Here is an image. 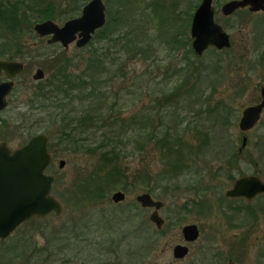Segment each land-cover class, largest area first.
<instances>
[{"label":"rangeland","instance_id":"1","mask_svg":"<svg viewBox=\"0 0 264 264\" xmlns=\"http://www.w3.org/2000/svg\"><path fill=\"white\" fill-rule=\"evenodd\" d=\"M74 1L40 0L39 7H43L37 9L33 0H0L3 7L12 9L30 5L35 20L45 10L44 5L53 3L61 18L56 21L60 26L80 16L82 6L90 0H79L81 10L66 17L63 13L73 10ZM104 1L107 6L112 5L113 16H107L105 25L110 37L98 38V31L82 49L75 44L67 50L59 44L49 45L48 38L35 33L34 25L31 33L23 26L10 37L0 22V56L4 57L0 59L11 56L25 64L8 97L7 109L0 113V142L7 141L16 149L36 135L49 136L54 163L48 173L56 175L53 193L65 208L62 217L29 220L8 240L0 241V264H264V197L246 202L225 196L241 177L256 175L264 180V113L247 134L248 143L242 152L244 134L239 128L243 110L261 99L264 13L251 16L240 12L228 19L221 14V7L231 0H214L216 19L230 34L232 47L216 50L217 53L210 48L199 60L190 55L193 64L187 71L185 50H175L171 37L184 30L191 38V20L202 0ZM155 8L159 9L157 16ZM122 38L136 44L124 61L115 44ZM58 53L64 56L53 61ZM65 58L73 60L68 62L69 81L75 84L78 78L83 79L86 86L72 92L68 85L60 83ZM218 61L221 67L213 70ZM96 62L100 65L97 82L90 84ZM122 66L127 71L125 79L117 74ZM38 69L45 71L42 80L33 78ZM108 78V86L100 83ZM54 80L58 90L51 93L50 100L34 96L37 89ZM95 87V94L87 98ZM65 92L73 102L62 114L70 110L67 132L73 134L63 141L61 117L55 115L57 110L52 105L59 100V105L66 102ZM117 93L121 101L111 114ZM105 99V113L97 121L102 115L98 106ZM86 113L96 118V127L80 132L77 120ZM107 116H117L120 122L113 125L115 120L109 119L102 125ZM132 118L135 127L127 126ZM75 127L78 130L71 131ZM184 131L194 137V168L180 177V172L172 173L170 169V173L161 176L167 161L163 152L156 149V137L169 132L173 137ZM95 137L106 142L108 149L116 148L121 162L130 170L152 171L153 176L146 183L128 180V189L123 191L127 198L121 204L112 201L117 190L105 191L107 201L87 198L90 188H84L85 183L103 175L96 169L102 164V151L95 154L86 150L95 147ZM76 139L81 140L82 146L77 145ZM61 160L66 162L63 169L59 168ZM142 193L164 202L160 214L166 223L159 234L147 231L146 237L140 239L135 227L150 222L156 228L150 221L152 210L137 206L136 198ZM191 224L199 227L200 236L188 244V257L176 260L173 248L185 244L182 229ZM57 230L59 233L54 236ZM67 230L73 233L69 248L66 242H60V233Z\"/></svg>","mask_w":264,"mask_h":264},{"label":"water","instance_id":"2","mask_svg":"<svg viewBox=\"0 0 264 264\" xmlns=\"http://www.w3.org/2000/svg\"><path fill=\"white\" fill-rule=\"evenodd\" d=\"M249 8L252 12L264 11V0H233L222 7V13L232 15L239 9ZM213 0H202L194 14L191 24L192 48L196 56H202L205 51L214 47L225 49L231 47L230 36L214 20ZM107 22L106 4L104 0H90L83 8L79 17L64 22L62 26L52 20L38 22L34 31L40 38L48 37L49 45L60 44L69 49L75 43L76 47L85 48L95 34L104 28ZM24 72V63L15 60L0 59V78L6 76L7 81L0 82V112L7 109L8 97L15 87V79ZM45 72L38 69L34 80H42ZM264 110V86L262 87V101L243 111L239 122L240 130L246 134L260 122ZM49 136L39 134L32 137L25 145L12 149L7 141L0 142V238H8L23 223L33 218H45L50 215L62 217L64 205L53 194L56 175L49 174L48 169L53 163V156L49 151ZM248 143L243 136L242 151ZM66 165L64 160L59 168ZM264 194V181L255 175L237 179L233 187L225 192L227 198H243L253 201ZM127 195L122 190L112 195L115 204L123 203ZM137 202L144 209H154L150 221L158 230L165 226V219L160 211L164 202L156 200L149 193L137 196ZM185 242L193 243L200 236L196 224L186 225L182 229ZM189 247L177 244L173 248L176 260H182L189 254Z\"/></svg>","mask_w":264,"mask_h":264},{"label":"trees","instance_id":"3","mask_svg":"<svg viewBox=\"0 0 264 264\" xmlns=\"http://www.w3.org/2000/svg\"><path fill=\"white\" fill-rule=\"evenodd\" d=\"M31 0H29L30 2ZM36 3V7L37 9H41L42 7H39V5H41L40 0H33ZM80 1L79 0H75L73 2V10L70 12H66L63 13V15L67 16H73L77 11L81 10V5H79ZM110 3L108 2V5ZM156 5V4H155ZM46 6V8H44L45 10L42 11L40 14H38V18L35 20V16H34V8L31 7L30 5H27L25 8H18V7H3L2 3L0 2V22L6 26V30L8 31L10 37H13L17 31H21L22 27L24 26L26 31L28 32H32V27L33 25H35L36 23H38V21L42 22V21H46V20H53V21H58L61 18H59V15H57L56 9L55 8V4L53 3H49ZM84 6V5H83ZM82 6V7H83ZM108 10H107V16L109 18H111L113 16V12H112V5L107 6ZM61 8V7H60ZM31 10V11H29ZM157 8L154 9V12L157 16L158 13ZM30 12H31V16H30ZM61 12V11H60ZM2 13L7 14L8 16L3 17ZM63 18V17H62ZM162 21H164L166 18L164 16V14L162 15ZM108 27L105 26L104 29L100 30L99 33L97 34L96 37L101 38V39H109V35L107 33ZM180 31V30H179ZM18 33V32H17ZM185 35V39L183 40L182 36ZM176 37V38H175ZM171 37V40L173 43L172 47L175 50H180V49H184L185 50V54H184V61H185V69L187 71H189V69L192 66V60L190 59V55L194 56V52L193 49L191 47V39L189 38L188 32L182 30L179 32V34L176 36ZM178 37V38H177ZM6 39H8L6 37ZM132 39L126 40L124 38H122L121 40L118 39L116 40L115 44L118 46V52L120 53V60L124 61L125 60V56L128 55V53L132 50L134 52L135 50V46L136 44L132 43ZM113 43V42H112ZM133 44V46L131 44ZM131 45V46H129ZM60 59L61 57L64 56V53H58L53 59V61H57L56 59L58 58ZM0 58H4L1 57ZM195 59H200V57H197L195 55ZM8 60H14L11 56L8 57ZM70 61H73L72 58H65L63 61V68H65V71H62L61 75V80L60 83L64 84V85H68L71 88V91H75L78 87L81 86H86V81L83 79L80 81L79 78L77 79V83L73 84L69 81L68 77L69 75L67 74V71L69 69V63ZM99 63L96 62L95 65H93V75L91 76V82L90 84H96V72L98 69ZM201 66H204V64H201ZM102 67V66H101ZM220 61H218V65L214 66L213 70H219L220 68ZM126 70L125 68L122 66L121 69H119L118 71V77L120 79H125V77L127 76L126 74ZM107 73V72H106ZM108 73H110V70H108ZM99 75H104V73H101ZM111 78V77H110ZM108 78L107 80H103V82L100 81L101 84L105 83L104 85L108 86L109 84H111V79ZM101 80V78H99ZM49 80H46L45 82L47 83ZM58 90V82L56 80H54V82H50L48 83L44 88H39L34 92V96H38L37 99H45V100H50V95L51 93H55V91ZM103 91V89H102ZM96 92V87L93 88L87 95V98H89V95H93ZM66 96L64 97L66 102H63L60 104L61 100H59L57 103H54V105H52V107H55L57 110V113L55 114L57 117H61V122L63 125V128H61L62 130V134H61V138L63 141L68 139L69 137H71V135L73 134V132H67V129L69 127V116H70V110L67 111L66 114H62L63 110H66L67 107L69 106V104L71 102H73V100L70 99V95L68 92H65ZM114 101L112 103L111 106V114L115 112L116 108L118 107V104L120 103L121 99L119 97V94L117 93L115 98H113ZM103 100V99H100ZM105 102H100L99 106H98V111L101 110L99 113L102 112L101 117L97 120L99 121L100 119L103 118V114L105 113V104L107 99L104 100ZM41 108V107H40ZM47 108V107H45ZM39 109V108H37ZM44 109V108H41ZM118 117L116 116L115 119L111 116H107L105 119V122L102 124H106V122H109V119L115 120L113 122V125H116V123L120 122L119 119H117ZM96 123V118H93L92 115L89 113L83 114L81 115L78 120H77V124L76 127L79 129L80 132L83 131H87L90 128L93 129L96 127V125L94 124ZM111 124V122L109 123ZM101 125V126H102ZM133 125L135 127V120L132 118L130 120H128V124L127 126H131ZM101 126L99 127V129L101 128ZM62 127V126H61ZM73 128L71 129V131H77V128ZM131 129V128H130ZM129 130V129H128ZM167 134V133H166ZM164 135L161 138H158V136L156 137V149H159L163 152V156L164 159L167 161L163 164L162 167V175H165L170 173V171L172 173L174 172H180L178 173L179 177L181 175H185L183 174V172H190L194 167L192 166V160L194 157V146H192L191 141L194 140V137L191 138L187 135V133L184 131L183 133H177L176 135H174L173 137L170 136V132L167 135ZM63 135V136H62ZM155 135V134H153ZM193 139V140H192ZM93 140V144H95V147H91V149H86L85 146H83L86 150H91L93 151V153L98 154L99 152H101L100 155V159L102 161V164L99 165L97 169V171L99 172V174H103L101 175V178L98 176H96L97 180H89V182L85 183L86 186H84V188L88 189L90 188V190H88V194H87V198H89V200L94 201L95 199H98L100 201H107L108 198L105 195V191H110V190H122V191H126L128 189V185H129V181L128 180H132L133 181L137 180L139 183L140 182H144L146 183L147 181H149L151 179V177L153 176L152 171L150 170H145V171H141L139 173L138 170H130L129 168H127L126 165H124L121 162V158H120V154L119 152H117L116 148H112V149H108L107 148V143L104 141H99L98 137H95ZM98 141V144H97ZM76 143L78 146H82L81 140L80 139H76ZM51 146L49 147V149L51 150ZM84 148L82 150H84ZM81 149V148H80ZM252 158V157H251ZM192 164V165H191ZM170 169V171H169ZM258 174L260 172H257ZM159 175V176H160ZM164 176V177H165ZM99 177V178H98ZM163 177V178H164ZM163 180V179H161ZM163 182V181H160ZM201 188V186H200ZM87 191V190H86ZM138 208L140 207V205L137 203ZM44 219V218H41ZM143 226L140 227H135V233H137V235L140 237V239L145 238L147 235L146 232L147 231H152L155 234H159L160 231H158L156 228H154L150 222L144 223L142 224ZM145 226V227H144ZM59 230H57L56 233H54V236L57 235L59 232ZM60 235L64 238H60V242L62 243L63 241L66 242L68 248L71 246V237L73 235V233H70L69 230L67 231H63L62 233H60ZM77 236L79 235H83L82 233H76ZM85 235V234H84ZM80 237V236H79ZM57 238V237H56ZM55 238V239H56ZM56 243H58L57 239H56ZM67 246L63 247V248H67ZM58 254V252H57ZM40 263V262H39ZM43 264V263H41Z\"/></svg>","mask_w":264,"mask_h":264},{"label":"flooded vegetation","instance_id":"4","mask_svg":"<svg viewBox=\"0 0 264 264\" xmlns=\"http://www.w3.org/2000/svg\"><path fill=\"white\" fill-rule=\"evenodd\" d=\"M231 1H233V0H231ZM231 1H228V2H231ZM105 2V1H104ZM228 2H226V3H228ZM225 3V4H226ZM106 4V3H105ZM225 4H223L222 5V7L225 5ZM200 6V5H199ZM199 6H198V8H199ZM213 7H214V10H215V13H214V20H215V22L217 23V24H219L222 28H223V30L230 36V34L224 29V27L217 21V19H216V14H217V9H216V7H215V5H214V0H213ZM222 7H221V14L224 16V17H226V18H231L232 16H234V15H236V14H239L240 12H247L249 15H256V14H258V13H264V11H259V12H252V11H250L249 10V8H245V9H239V10H237V11H235L232 15H229V16H226V15H224L223 13H222ZM197 8V9H198ZM197 9H196V11H197ZM195 11V12H196ZM106 12H107V4H106ZM195 14V13H194ZM193 17H194V15H193ZM193 17H192V20H191V24H192V21H193ZM261 21H262V24L264 25V16H263V20L261 19ZM191 30V29H190ZM191 33V32H190ZM191 39V47H192V41H193V39L192 38H190ZM230 40H231V36H230ZM231 47H232V40H231ZM230 47V48H231ZM210 48H214V47H210ZM210 48H208L207 50H209ZM230 48H225V49H217V48H215V52L217 53L218 51H216V50H220V51H223V50H226V49H230ZM206 50V51H207ZM205 51V52H206ZM194 52V51H193ZM195 54V53H194ZM203 56V55H202ZM202 56H197V57H202ZM15 61H17V60H15ZM24 69H25V64H24ZM44 71V70H43ZM45 72V71H44ZM21 76V75H20ZM19 77V76H18ZM16 80H17V78L15 79V85H16ZM3 81H7V78H6V76H4V75H2L1 76V78H0V82H3ZM264 85H262V87H263ZM262 87H261V90H260V93H261V99H260V102L259 103H257V104H255V105H252V106H256V105H258V104H260L261 103V101H262ZM13 93V92H12ZM11 93V94H12ZM10 94V95H11ZM9 103V102H8ZM249 107H251V106H249ZM248 108V107H247ZM246 109V108H245ZM244 109V110H245ZM243 110V111H244ZM263 113H264V110H263ZM263 113H262V116H261V119H262V117H263ZM243 114V113H242ZM242 118V117H241ZM241 120V119H240ZM261 121V120H260ZM252 131V130H251ZM250 132V131H249ZM249 132H247L246 134H244V135H246L247 136V134L249 133ZM243 151V150H242ZM242 151H240V152H242ZM256 176V175H255ZM245 177V176H244ZM259 177V176H258ZM261 178V177H260ZM262 179V178H261ZM263 180V179H262ZM236 181V180H235ZM234 181V182H235ZM264 181V180H263ZM234 184V183H233ZM259 197H264V194H261V195H259V196H257L254 200H256L257 198H259ZM227 198V197H226ZM228 199H240V200H245L246 202H249V201H247L246 199H243V198H228ZM253 200V201H254ZM250 202H252V201H250ZM140 207H141V205H140ZM142 208V207H141ZM144 209V208H143ZM149 210H152V212H153V210L154 209H149ZM152 214V213H151ZM37 219H41V218H33L32 220H30V221H33V220H37ZM27 223V222H26ZM25 224V223H24ZM24 224H22L21 226H23ZM20 226V227H21ZM20 227H18L8 238H6V239H1L0 238V241H6V240H8ZM158 231H161V230H158ZM185 241V240H184ZM194 243V242H193ZM188 244H191V243H187V242H185V244H183V245H186V246H188L189 247V245ZM176 246V245H175ZM174 246V247H175ZM189 249H190V247H189ZM189 254H190V251H189ZM188 254V255H189ZM188 255H187V257H188ZM187 257H185V258H187ZM184 258V259H185ZM184 259H182V260H184ZM11 264H13V263H11ZM229 264H237L236 262H233V261H229Z\"/></svg>","mask_w":264,"mask_h":264}]
</instances>
